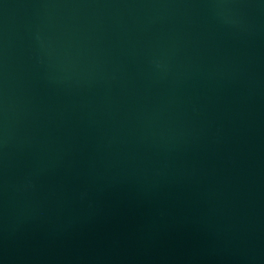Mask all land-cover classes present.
<instances>
[{
	"label": "water",
	"instance_id": "obj_1",
	"mask_svg": "<svg viewBox=\"0 0 264 264\" xmlns=\"http://www.w3.org/2000/svg\"><path fill=\"white\" fill-rule=\"evenodd\" d=\"M0 264H264V0H0Z\"/></svg>",
	"mask_w": 264,
	"mask_h": 264
}]
</instances>
